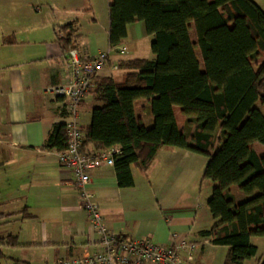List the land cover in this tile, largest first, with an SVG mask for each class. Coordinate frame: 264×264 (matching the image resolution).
<instances>
[{"label":"trees","instance_id":"16d2710c","mask_svg":"<svg viewBox=\"0 0 264 264\" xmlns=\"http://www.w3.org/2000/svg\"><path fill=\"white\" fill-rule=\"evenodd\" d=\"M109 16L112 48L126 41L131 24L143 22L154 36L155 58L121 59V78L94 77L89 94L98 105L83 127L82 151L88 152L89 145L96 151L119 146L114 166L120 187L133 186L132 167L146 171L165 146L208 157L203 177L215 185L208 205L217 223L203 235L228 247L224 264L255 258L259 249L252 237L264 235V154L255 146L264 145L259 107V102L264 105L263 8L255 0H113ZM58 29L64 33L58 42L65 55L80 48L77 20ZM137 100L149 102L151 127L138 118ZM176 105L193 127L191 134L178 127ZM67 145L65 124L57 125L46 147L60 152ZM234 186L248 197L238 201ZM22 213L33 218L26 206L0 219Z\"/></svg>","mask_w":264,"mask_h":264},{"label":"crops","instance_id":"0c3cea01","mask_svg":"<svg viewBox=\"0 0 264 264\" xmlns=\"http://www.w3.org/2000/svg\"><path fill=\"white\" fill-rule=\"evenodd\" d=\"M73 1L63 10L52 7L51 20L46 18L40 27L41 21L32 16V1L0 0V49H12L16 54L10 59L0 57V164L9 174L20 175L17 187L9 190L10 200L17 201L18 205L9 213L27 206L33 215L27 218L23 213L17 214L0 222L6 226L18 221L36 226L15 228L12 234L16 233L19 241L22 240L20 247H38L40 257L36 260L41 264H60L65 259L98 250L94 244L98 233L74 185L73 171L60 163L56 148L46 147L49 134L67 119L62 100L46 91L59 84L68 71L65 53L58 42L61 32L58 28L77 20L81 26L79 44L82 50L98 54L112 48L109 44L110 16L105 27L106 37L99 39L97 35V41L92 42L91 36L82 30L83 19L88 23L98 22V7L104 0ZM106 1L109 15L113 0ZM255 1L264 10V0ZM141 23L129 26L128 38L135 25ZM192 31L195 37L194 24ZM128 38L122 44L127 50ZM150 55L147 58H155L153 52ZM129 58L113 53L110 64L99 76L121 78L123 71L112 66ZM96 105L88 94L80 105L82 127L92 122V110ZM135 109L144 125L154 124L147 100H137ZM174 112L180 130L191 134L193 127L188 125L183 108L176 105ZM255 146L258 152H264V145L256 143ZM87 150L96 151L92 145ZM207 162L208 157L204 155L165 146L146 171L132 167L133 186L120 187L115 166H104L91 171L89 189L111 230L135 239L150 238L160 245H170L172 235L177 233L178 240L196 245L194 260L186 264H224L228 247L214 245L210 237L203 235V231L217 223L208 205L215 185L203 177ZM234 192L238 201L248 197L237 186ZM256 236L264 243V235H254V244ZM256 245L257 256L244 264H259L264 260V251L262 253ZM144 264L158 263L148 261Z\"/></svg>","mask_w":264,"mask_h":264},{"label":"built area","instance_id":"2783aa9c","mask_svg":"<svg viewBox=\"0 0 264 264\" xmlns=\"http://www.w3.org/2000/svg\"><path fill=\"white\" fill-rule=\"evenodd\" d=\"M63 36V32L58 35ZM126 51L127 48L122 45L98 54H91L81 48L72 49L65 55L68 71L62 81L46 90L64 104L68 145L66 150L59 152V160L63 166L73 171L74 185L81 193L84 208L99 237L94 243L98 250L65 259L60 264H144L148 261L158 264H186L195 258L196 245L188 240H178L177 233L172 235L170 245H160L150 238L135 239L111 230L94 193L89 189L91 171L114 166L115 156L121 153V148L114 146L102 151H82L86 133L80 121V105L94 87V77L110 64L111 55ZM112 68L118 70V65L115 64Z\"/></svg>","mask_w":264,"mask_h":264},{"label":"rangeland","instance_id":"374dc122","mask_svg":"<svg viewBox=\"0 0 264 264\" xmlns=\"http://www.w3.org/2000/svg\"><path fill=\"white\" fill-rule=\"evenodd\" d=\"M26 3L29 2V0H25ZM33 2V5L30 6L31 10L33 11V17L37 18L38 21H41L39 23V26L42 27L45 24V19H50V15L52 14V7H57L60 9H65L72 5L74 2L73 0H30ZM31 3V2H30ZM85 12V11H84ZM98 16V17H97ZM98 22L94 23H88L83 19L82 23V30L85 33V35H90L92 42L97 41L96 36L98 35L99 39L104 38L107 36L106 26L107 23H109V15H108V4L107 1L104 0L100 3V6L98 7L97 11ZM43 21V22H42ZM92 33V34H90ZM195 32H191V36ZM94 34V36H93ZM89 36V37H90ZM154 37H150L149 34L146 32V28L144 23L135 25V27L130 32V37L128 38V50L125 53H119L122 54L125 57H149L152 53L151 44ZM192 40L194 43L197 44L196 46V53L198 55V58L200 59L202 63V69H204V64L202 61V53L198 46V38L197 35L195 37H192ZM93 47H95V44L93 43ZM16 54L12 49L8 48H2L0 49V57L1 59H10L14 57ZM259 107L264 113V105L259 102ZM260 154H264V152L259 150ZM8 170L3 167V165L0 164V214L3 212L9 213L10 211H14L15 208L18 205L17 201L10 200L11 196L9 194V190L17 187L19 177L20 175L13 176L7 172ZM14 216V215H12ZM4 219H0L2 221ZM3 223L0 222V264H16L18 260L21 259V261H24L26 263H19V264H30L29 262H34L36 259H39L40 257V251L37 246H27L26 248L19 246V238L17 240H14L13 242L15 245H12V238H9L8 236L12 234L14 229L18 230L19 228H36V226L33 227V225L22 223L20 221L13 222L11 224L2 225ZM19 229V230H20ZM33 231V230H32ZM24 233V232H23ZM16 235V233H14ZM24 235V234H21ZM34 235V232H33ZM254 242L258 244L262 250V253L264 251V243H262L258 237L256 236L254 239ZM17 244V245H16ZM21 244V243H20ZM29 250V251H27ZM32 259V260H31ZM27 260V261H26ZM33 264H41L39 260H36Z\"/></svg>","mask_w":264,"mask_h":264}]
</instances>
